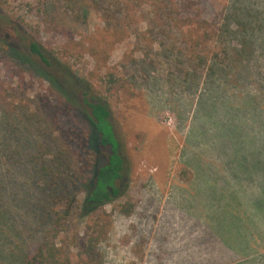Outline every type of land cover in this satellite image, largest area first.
<instances>
[{"label": "rangeland", "instance_id": "obj_1", "mask_svg": "<svg viewBox=\"0 0 264 264\" xmlns=\"http://www.w3.org/2000/svg\"><path fill=\"white\" fill-rule=\"evenodd\" d=\"M235 1L192 0L181 15L198 9L211 20L239 4L264 27V0ZM147 2L0 0L11 47L0 53V264H19L52 226L34 166L35 118L64 141L74 127L90 136L74 101L88 85L109 105L129 166L124 194L98 213L99 264H264V237L243 242L247 214L264 223V30L248 70L211 78L216 45H196L201 32ZM32 39L51 67L28 53ZM70 182L63 189L76 209L82 185ZM52 205L70 209L64 200ZM95 219L74 214L64 223L57 244L71 264H82L85 228Z\"/></svg>", "mask_w": 264, "mask_h": 264}, {"label": "trees", "instance_id": "obj_2", "mask_svg": "<svg viewBox=\"0 0 264 264\" xmlns=\"http://www.w3.org/2000/svg\"><path fill=\"white\" fill-rule=\"evenodd\" d=\"M150 1L147 2L149 8L153 9L157 2L160 4L159 9L168 11V15L177 16V22L179 21L180 26L183 24L192 25L194 31L201 32L194 41L196 45L204 42L216 45L219 53H215L214 57L219 59L217 60L219 64L209 66L208 77L212 78L218 72L224 71L226 78L232 72L241 67L245 69L246 66L248 70V66L255 58L256 47L259 46L256 38L258 33L264 30L263 21L259 16L257 17L246 9L243 10L237 4L230 6L228 11L217 14L211 20L202 18V12L198 9L192 17L184 18L186 16L181 14L192 9V0ZM235 3L237 1L234 0L233 4ZM114 5L118 7L120 4L115 1ZM110 7L113 8L114 6L110 4ZM5 21L8 29L11 30L13 28L11 20H8L10 22L7 19ZM8 48L11 47L8 44L6 32L0 30V53ZM26 48L28 53L37 58L40 63L51 67L46 49L37 39L29 41ZM197 59L196 67L204 65V58L201 55L197 54ZM67 74L70 72L68 71ZM196 75L195 70L193 76ZM67 96L65 97L69 100ZM58 100L63 104L66 102L65 98L60 96ZM74 101L80 109L81 119L90 128V136L89 132L79 131L74 127L64 133L65 138H68V141H64L58 136H54L56 129L51 127L47 121L35 116V121L38 124L36 126L38 151L34 159V166L39 180L44 184V191L42 190L41 193L43 198H46L51 204L60 203L64 200L67 209H70L63 214L61 210H55V205L44 204V209L52 226L44 232L39 244L32 252L21 256L19 264H71L69 259L63 256L57 240L64 229V223L69 221L74 214L80 219L88 220L97 215V219L92 224L86 225L81 247V255L83 256L81 263L99 264L98 248L105 226L99 223L102 218L98 213L103 206L120 199L126 190L129 176L128 158L124 150L123 137L109 105L91 90L90 85L79 92L77 100ZM48 119L52 121V124L55 123L54 118ZM77 133L81 135L79 142L70 143V140L75 139ZM49 139L51 140L49 141ZM80 156H85V166L78 164ZM70 180H72L69 183L71 186L82 185L78 190L82 198L78 201L79 204L76 209V198L67 196L63 189L64 184ZM71 208L76 211L71 212ZM257 209L258 212H261L262 204H259ZM129 210L127 208L124 211L129 214ZM243 221L245 223L243 227L246 236L245 241L241 236H238L244 244L249 243L256 236L264 237L263 222L251 218L249 214L245 216ZM246 249L247 246H244L243 251Z\"/></svg>", "mask_w": 264, "mask_h": 264}, {"label": "crops", "instance_id": "obj_3", "mask_svg": "<svg viewBox=\"0 0 264 264\" xmlns=\"http://www.w3.org/2000/svg\"><path fill=\"white\" fill-rule=\"evenodd\" d=\"M256 262H257V260H256ZM254 264H256V263H254Z\"/></svg>", "mask_w": 264, "mask_h": 264}]
</instances>
